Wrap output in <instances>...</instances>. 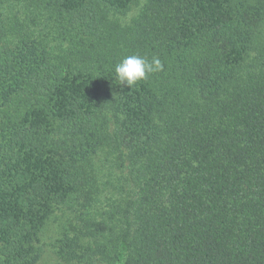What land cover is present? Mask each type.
I'll list each match as a JSON object with an SVG mask.
<instances>
[{
  "label": "trees",
  "instance_id": "obj_1",
  "mask_svg": "<svg viewBox=\"0 0 264 264\" xmlns=\"http://www.w3.org/2000/svg\"><path fill=\"white\" fill-rule=\"evenodd\" d=\"M130 55L162 70L114 80ZM264 264V0H0V264Z\"/></svg>",
  "mask_w": 264,
  "mask_h": 264
},
{
  "label": "clouds",
  "instance_id": "obj_2",
  "mask_svg": "<svg viewBox=\"0 0 264 264\" xmlns=\"http://www.w3.org/2000/svg\"><path fill=\"white\" fill-rule=\"evenodd\" d=\"M162 70V63L158 57H153L151 61L147 58L130 55L121 60L115 66L114 80L119 85L132 87L139 81L147 78L149 74Z\"/></svg>",
  "mask_w": 264,
  "mask_h": 264
},
{
  "label": "rangeland",
  "instance_id": "obj_3",
  "mask_svg": "<svg viewBox=\"0 0 264 264\" xmlns=\"http://www.w3.org/2000/svg\"><path fill=\"white\" fill-rule=\"evenodd\" d=\"M45 242V247H44V254H43V258L41 260V264H45V263H50L54 260L53 258V249L51 248V241L49 239H44Z\"/></svg>",
  "mask_w": 264,
  "mask_h": 264
}]
</instances>
